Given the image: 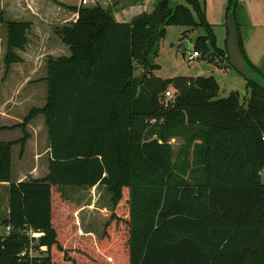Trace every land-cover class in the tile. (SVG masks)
<instances>
[{
  "label": "trees",
  "instance_id": "trees-1",
  "mask_svg": "<svg viewBox=\"0 0 264 264\" xmlns=\"http://www.w3.org/2000/svg\"><path fill=\"white\" fill-rule=\"evenodd\" d=\"M185 1L169 0L164 20L156 5L127 22L100 3L67 6L76 19L53 32L70 54L46 58V103L21 123L0 127L22 132L16 141H0V183L8 189L1 221L13 230L0 243V264H25L16 255L27 242L21 230L29 227L43 231L47 250L33 264H264V72L244 51L239 0H227L225 18L232 13L245 67L255 75L245 77V101L237 91L219 97L213 76H153L169 24L203 27L194 50L211 46L228 61L204 8ZM1 23L0 58L10 67L22 61L18 51L32 23L5 20L0 10ZM169 86L173 99L166 104ZM39 114L48 133V172L12 181L11 146L23 150L27 125ZM172 137L182 139L183 158L174 157ZM64 186H103L109 193L112 213L101 237L75 241Z\"/></svg>",
  "mask_w": 264,
  "mask_h": 264
},
{
  "label": "rangeland",
  "instance_id": "rangeland-1",
  "mask_svg": "<svg viewBox=\"0 0 264 264\" xmlns=\"http://www.w3.org/2000/svg\"><path fill=\"white\" fill-rule=\"evenodd\" d=\"M206 1V2H205ZM221 0H198L202 8L207 5V10L212 8V12L218 18V8L223 5ZM238 6V19L241 24L242 42L244 51L248 59L260 68L264 72V0H239ZM173 3H182L188 5L185 0H172ZM99 3L94 0L92 3ZM59 4L64 5H79L80 0H0V10L4 13L5 20H41L40 27L46 31H50L52 40L51 43L60 45L61 42L55 36L52 27L51 20L52 15L47 18L50 21L44 23L42 19H45L43 11L47 8L56 10L59 8ZM227 4V3H226ZM226 4L224 6L226 7ZM58 6V7H57ZM108 9V8H107ZM155 8L151 11L153 12ZM110 10V9H109ZM111 11V10H110ZM112 13V11H111ZM41 17V18H39ZM61 18V17H59ZM207 19V18H206ZM53 21V20H52ZM55 21V20H54ZM217 22V20H214ZM214 22V23H215ZM226 21L224 20L223 26L216 24L212 27L216 36V47L224 49L226 47V40L224 35L226 34ZM56 23H61L60 21ZM31 30V29H30ZM206 30L203 27L191 29L181 25L169 24L164 27V32L159 39L156 54L153 57V64L156 65L151 70L153 76L165 79L176 76L186 77H208L213 76L219 84V97H226L232 91H237L240 96L241 102H244L247 96L246 78L239 72H237L227 60H224L221 55L214 51V48L210 46V51L202 52L201 55L194 61L188 62L185 58V54L188 51H192L195 48L196 37L204 35ZM227 35V34H226ZM50 36V35H49ZM32 39V33H28V41ZM227 38V37H226ZM32 42L26 44L25 48L31 49L33 47ZM63 43V42H62ZM47 44V43H46ZM64 44V43H63ZM66 46V45H65ZM68 47V46H67ZM24 50H27L25 49ZM6 49V34L4 25L0 24V53L3 56ZM215 52V58L208 56L209 53ZM19 54L20 51H18ZM40 53V57L36 62L37 76L30 75L29 81L34 82L38 78L39 74L46 69L45 55ZM185 53L184 55H182ZM23 54V53H22ZM22 57V56H21ZM28 60V56H25ZM214 58V59H213ZM45 64V65H44ZM32 62L26 63L23 59L21 62L13 63L10 67H6L3 59L0 58V97L3 93H10L11 87L15 86L23 81V71L28 66H31ZM140 68L136 70V74L140 72ZM45 83H42V85ZM47 87V82L45 84ZM9 89V91H8ZM172 91V87L169 86ZM27 91L24 87L20 90V95ZM38 103H30L16 106L14 112L20 113L22 116L29 113L32 108L31 105H37ZM35 123L38 118L35 116ZM42 118L43 115H42ZM149 139L153 138V134L148 135ZM174 150V157L179 154L183 158L184 151L182 150V139L178 137H172L169 139ZM180 151V152H179ZM23 153L20 155L22 156ZM188 161L192 160V151L190 155H187ZM19 163H15L14 172L18 171ZM30 177V176H29ZM264 178V172L262 173ZM27 179V178H26ZM63 193L64 197L68 201L69 205V218L74 220L72 230L74 233L75 241H81L89 237L99 238L104 232L105 223L109 220L112 209L110 204V195L103 186H96L92 188H77L72 186H64L59 190ZM8 209V189L7 186H0V221L7 215Z\"/></svg>",
  "mask_w": 264,
  "mask_h": 264
},
{
  "label": "crops",
  "instance_id": "crops-1",
  "mask_svg": "<svg viewBox=\"0 0 264 264\" xmlns=\"http://www.w3.org/2000/svg\"><path fill=\"white\" fill-rule=\"evenodd\" d=\"M104 8H108L112 11V15L118 22H127L129 21L134 15L146 11L151 12L155 6L157 5L158 0H97ZM206 2V1H205ZM221 6H219L218 10V18L212 12V8L207 10V5H205V15L207 18L208 23L213 27L214 25L218 24L221 27L223 26L224 20L227 22L225 18V10L224 6L227 3V0L220 1ZM240 3V1H239ZM59 8L56 10H52V8H47L43 11L46 15L42 19L44 23L47 24L50 21L47 18L49 15H52L51 23L52 25L72 22L76 19L77 14L69 9L64 4H59ZM71 6V5H70ZM78 6V5H77ZM58 7V6H57ZM226 8V7H225ZM61 17V18H59ZM41 18V17H39ZM55 20V21H54ZM214 20H217L215 22ZM60 21L61 23H56ZM32 23L30 32L32 33V39L29 41L33 43V47L31 49L20 51V55L22 59L28 63L32 62L31 66L23 71V81L18 83L15 88L11 87L10 93L6 94L3 93L0 97V127L2 126H12L15 124H19L22 122L23 118L20 113L14 112L16 106H22L25 104L30 103H38L37 105H31L33 107L41 108L44 106L47 100V87L46 84V69L43 70L41 76L39 74L36 81L30 82L29 76L33 75L34 77L37 76V66L36 62L40 57V53L46 56H60V55H69L70 51L65 44L61 42L59 37L58 40L61 42L60 45H55L52 42V37L50 31L44 30L40 27L41 20H33L30 21ZM215 22V23H214ZM225 22V23H226ZM53 26V27H54ZM52 27V29H53ZM227 28V27H226ZM228 30L226 29V34ZM224 35L226 40L227 35ZM50 35V36H49ZM215 35V33H214ZM51 37V39H50ZM216 39V36H215ZM28 41L29 45L30 42ZM47 43V44H46ZM23 53V54H22ZM185 54V53H183ZM28 56V60L25 56ZM45 65V64H44ZM42 83H45L42 85ZM24 87L27 88V91L20 95V90ZM9 91V89H8ZM38 118L35 123V118H33L27 125V131L30 134V138L24 145L23 150L21 151V145L19 143H14L11 146L10 153H11V180L12 181H21L25 180L29 176L32 178L42 177L45 176L48 172V164H49V140H48V133L47 128L45 125V119L42 118V115H36ZM44 117V116H43ZM22 137V132L19 128L15 129H5L0 130V141H8L13 142ZM21 153L22 156L20 155ZM15 163H19L18 171L15 174L14 172V165ZM1 187L7 186L6 183H0ZM96 187V186H94ZM92 188V187H91Z\"/></svg>",
  "mask_w": 264,
  "mask_h": 264
},
{
  "label": "built area",
  "instance_id": "built-area-1",
  "mask_svg": "<svg viewBox=\"0 0 264 264\" xmlns=\"http://www.w3.org/2000/svg\"><path fill=\"white\" fill-rule=\"evenodd\" d=\"M93 1L94 0H80V5H88ZM200 55L201 54L197 50H192L185 54V58L188 62H191L196 60ZM164 99L166 100V104L168 100L173 99V92L170 89L164 92ZM21 233L27 237V242L17 253V262L33 264V261L38 260V257L47 253L46 248L40 244V238L43 236V231L29 227L23 228ZM12 234L13 230L11 225L0 221V243H3Z\"/></svg>",
  "mask_w": 264,
  "mask_h": 264
},
{
  "label": "water",
  "instance_id": "water-1",
  "mask_svg": "<svg viewBox=\"0 0 264 264\" xmlns=\"http://www.w3.org/2000/svg\"><path fill=\"white\" fill-rule=\"evenodd\" d=\"M169 0H158L157 6L159 9H165L162 14V20L168 15L171 14L172 8L168 6ZM227 41H226V50L229 56L228 63L240 74L245 77H255L253 73L248 71L245 67V61L240 53L239 49V38L238 30L235 25L232 13L230 12L227 16ZM184 55V54H182Z\"/></svg>",
  "mask_w": 264,
  "mask_h": 264
},
{
  "label": "flooded vegetation",
  "instance_id": "flooded-vegetation-1",
  "mask_svg": "<svg viewBox=\"0 0 264 264\" xmlns=\"http://www.w3.org/2000/svg\"><path fill=\"white\" fill-rule=\"evenodd\" d=\"M162 10H163V9H162ZM164 10H165V9H164ZM164 10H163V11H164ZM163 13H164V12H163Z\"/></svg>",
  "mask_w": 264,
  "mask_h": 264
}]
</instances>
